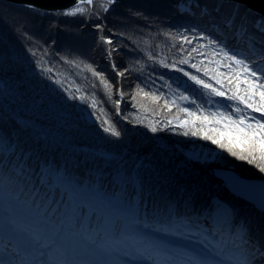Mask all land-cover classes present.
<instances>
[{"label":"trees","instance_id":"1","mask_svg":"<svg viewBox=\"0 0 264 264\" xmlns=\"http://www.w3.org/2000/svg\"><path fill=\"white\" fill-rule=\"evenodd\" d=\"M180 1L122 0L107 13L99 11L101 19L98 20L96 16H40L23 5L0 0V162L6 159L9 166L17 161L26 163L33 170L34 179L43 165L82 185L99 184L112 191L125 184L128 199L136 195L131 183L135 178L142 185V196L149 210L154 203L175 201L179 210L184 211L185 200L191 195L197 214L210 213L217 204H223L235 211L237 221L251 218L264 224V215L231 195L223 182L214 177L213 169H232L248 179L264 180V174L220 150L218 158L208 163L190 161L185 152L194 146L207 149L215 146L178 135L179 129L163 128L159 122L176 110L168 113L162 107L163 100L154 104L137 94L138 86L165 97L172 96L167 85L176 91L183 90L177 85L184 82L191 89L196 88L181 73L149 60L148 56L152 55L155 60L166 57L171 63L177 55L178 43L173 47L175 42L164 33L184 32L195 26L194 31L211 33L232 45L234 28L247 16L244 23L249 32L254 33L256 39L264 38L252 24L259 16L245 6L225 0H189L193 3L188 12L181 9ZM99 2L97 0V4ZM205 6L208 9L219 7V11L213 12L210 18L202 14ZM234 9L239 10V16L234 28L228 29L223 21ZM98 23L105 25L103 35L115 42L117 52L113 53L112 60L120 70L128 69L123 78L116 75L106 58L107 46L99 42L100 33L94 28ZM66 61H76L78 66ZM84 63L102 71L113 83L111 99L100 81L82 70ZM182 67L194 72L186 65ZM44 68L53 69L54 74L42 71ZM49 75L63 83H53L46 78ZM118 80L123 92L119 116L114 103L117 100L114 85ZM76 87L81 92L72 94L82 95L83 103L69 99L63 90ZM133 95H136L135 101ZM93 96L97 116L100 120L107 117L114 121L121 131L120 138L106 135L92 116L93 109L88 104ZM134 103L139 111L133 107ZM100 108L104 109L103 113ZM154 120L158 129L163 130L156 133L149 130L147 125ZM6 191L0 184V205L6 210V221L10 212L18 220H24V209L7 196ZM62 257L52 255L56 262H61Z\"/></svg>","mask_w":264,"mask_h":264},{"label":"snow or ice","instance_id":"2","mask_svg":"<svg viewBox=\"0 0 264 264\" xmlns=\"http://www.w3.org/2000/svg\"><path fill=\"white\" fill-rule=\"evenodd\" d=\"M117 3L118 0H100L99 4L97 0H75L66 9H39L33 4L25 7L40 16H96L99 20V11L107 13ZM219 7L208 9L205 6L201 11L211 18ZM237 16L239 10L234 9L224 19L225 27L233 29ZM241 20L240 26L234 28L235 43L232 45L211 33L194 31L195 26L184 32L164 33L175 42L173 47L178 43L177 55L171 63L166 57L155 60L152 55L148 56L149 60L181 73L196 88L191 89L184 82L177 85L183 90L176 91L167 85L172 96L165 97L138 86L137 94H142L154 104L163 100L162 107L168 113L176 110L159 122L163 128L179 129L178 135L209 142L216 149L264 174V38L256 39L254 33L249 32L244 23L247 16ZM252 24L257 32L264 34V17H259ZM94 28L100 33L99 42L107 46L105 55L112 70L123 78L128 69L120 70L112 60L113 53L117 52L114 40L103 35V23L95 24ZM66 62L78 66L76 61ZM185 65L194 72L185 70L182 67ZM82 70L97 78L111 99L113 83L105 74L87 63L83 64ZM42 71L53 73L51 68ZM46 78L52 79V76ZM52 82L57 85L63 83L59 79H52ZM63 90L69 99L84 102L82 95L72 94L80 93L79 87ZM115 94L123 98L119 87H116ZM132 100H136V95ZM114 103L119 116L120 99ZM88 107L93 109L92 116L96 117L106 135L120 138L121 131L114 121L107 117L100 120L97 116L94 96ZM133 107L137 105L134 103ZM100 112L103 113L104 109L100 108ZM147 127L152 133L163 130L158 129L155 120ZM209 158L214 160L218 156L211 149L199 146H194L188 157L192 162L202 163H208ZM0 164L3 165L0 167V184L7 190L6 195L17 201L26 213L24 220H18L9 213L8 236L0 245V264H63L54 261L52 255H64L70 242L76 239L83 242L80 252L92 259L68 261L67 264H123L121 257L130 258L133 253L146 264H264V224H258L251 218L237 221L235 211L223 204H217L210 213L197 214L192 207L194 197L189 195L184 211L179 210L175 201L154 203L149 210L142 196V185L135 178L131 183L136 195L128 199L125 184L112 191L99 184L82 185L74 178L43 165L34 179L33 170L26 163L17 161L9 166L5 159ZM233 184L243 197L247 185L235 180ZM253 207L264 215V200L253 204ZM149 228L177 239H195L201 247L186 249L145 242L140 230ZM132 236H135V242L128 243Z\"/></svg>","mask_w":264,"mask_h":264},{"label":"water","instance_id":"3","mask_svg":"<svg viewBox=\"0 0 264 264\" xmlns=\"http://www.w3.org/2000/svg\"><path fill=\"white\" fill-rule=\"evenodd\" d=\"M16 5L33 4L39 9L55 10L66 9L75 3V0H3ZM122 1V0H118ZM227 2H234L236 4L245 6L248 10L254 12L259 17H264V0H225ZM184 8H187L184 5ZM235 40L231 42L234 44ZM119 87V83H117ZM116 98L120 99V96L116 95ZM120 102H122L120 100ZM86 119L89 117L86 115ZM134 128L133 126H131ZM213 175L215 178L223 182L225 189L233 196L245 201L253 206L260 200H264V180L262 179H248L241 177L232 169L214 168ZM240 181L247 188L244 191L243 197L240 192L234 187L233 181Z\"/></svg>","mask_w":264,"mask_h":264},{"label":"rangeland","instance_id":"4","mask_svg":"<svg viewBox=\"0 0 264 264\" xmlns=\"http://www.w3.org/2000/svg\"><path fill=\"white\" fill-rule=\"evenodd\" d=\"M118 82H119V88L121 89V85H120V81L118 80ZM116 87H117V82L115 83V85H114V88L116 89ZM116 96V95H115ZM116 98V97H115ZM116 99H118V98H116ZM120 100L122 101V99L120 98ZM121 103V102H120ZM199 146V145H198ZM199 147H201V146H199ZM201 148H203V149H207V148H205V147H201ZM211 150L214 152V153H216L217 154V152H218V149H216L215 147H213V148H211ZM194 151V148H192V149H190V150H188V151H186L185 152V155L187 156V157H189L190 155H191V153ZM213 159H211V158H209V161H212ZM214 211V210H213ZM7 216V213H6V210L0 205V231L2 230V232H8V228L5 226V225H3L2 223V221H3V219L5 218ZM144 230V232H145V229H143ZM8 235V234H7ZM7 237H5V239H6ZM4 239V240H5ZM3 240V241H4ZM3 241H2V243H3ZM187 241V243L190 245V247H201V245H199L196 241H193L192 239H189V240H186ZM69 246V245H68ZM78 245H75L74 247H72V249H73V253H76L77 251H79L80 252V249H78ZM80 259L82 260V261H89V260H91L92 259V257L90 256V255H88V254H82V255H80ZM73 260H75L76 261V259L75 258H71V260L70 261H73Z\"/></svg>","mask_w":264,"mask_h":264},{"label":"bare ground","instance_id":"5","mask_svg":"<svg viewBox=\"0 0 264 264\" xmlns=\"http://www.w3.org/2000/svg\"><path fill=\"white\" fill-rule=\"evenodd\" d=\"M188 247V246H187ZM187 249H190L189 247Z\"/></svg>","mask_w":264,"mask_h":264}]
</instances>
